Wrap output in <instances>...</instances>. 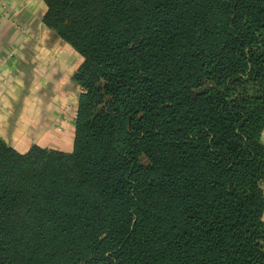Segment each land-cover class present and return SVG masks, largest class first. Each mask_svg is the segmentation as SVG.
Wrapping results in <instances>:
<instances>
[{"label": "trees", "instance_id": "obj_1", "mask_svg": "<svg viewBox=\"0 0 264 264\" xmlns=\"http://www.w3.org/2000/svg\"><path fill=\"white\" fill-rule=\"evenodd\" d=\"M42 1L74 145L0 139V264H264V0Z\"/></svg>", "mask_w": 264, "mask_h": 264}, {"label": "crops", "instance_id": "obj_2", "mask_svg": "<svg viewBox=\"0 0 264 264\" xmlns=\"http://www.w3.org/2000/svg\"><path fill=\"white\" fill-rule=\"evenodd\" d=\"M46 11L42 0H0V139L20 154L73 151L80 87L72 77L83 58L47 29Z\"/></svg>", "mask_w": 264, "mask_h": 264}, {"label": "rangeland", "instance_id": "obj_3", "mask_svg": "<svg viewBox=\"0 0 264 264\" xmlns=\"http://www.w3.org/2000/svg\"><path fill=\"white\" fill-rule=\"evenodd\" d=\"M2 10H4V9H2ZM6 10H7V8H6ZM65 44V43H64ZM76 85V84H75ZM81 89H80V94H81ZM80 96V95H79ZM75 128H76V123H75ZM74 134H75V132H74Z\"/></svg>", "mask_w": 264, "mask_h": 264}]
</instances>
